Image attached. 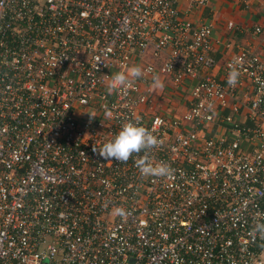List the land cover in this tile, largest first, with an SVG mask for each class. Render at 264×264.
I'll list each match as a JSON object with an SVG mask.
<instances>
[{
  "label": "built area",
  "instance_id": "obj_1",
  "mask_svg": "<svg viewBox=\"0 0 264 264\" xmlns=\"http://www.w3.org/2000/svg\"><path fill=\"white\" fill-rule=\"evenodd\" d=\"M213 33L180 0H0V264H264V54L239 46L217 78ZM126 120L173 175L93 152Z\"/></svg>",
  "mask_w": 264,
  "mask_h": 264
},
{
  "label": "crops",
  "instance_id": "obj_2",
  "mask_svg": "<svg viewBox=\"0 0 264 264\" xmlns=\"http://www.w3.org/2000/svg\"><path fill=\"white\" fill-rule=\"evenodd\" d=\"M180 12L195 22L214 24L211 54L218 62L214 70L217 78H222L223 65L238 51L239 46H247L264 54V0H207L205 5L193 8L186 0H180ZM229 22H233V26H229ZM257 27L261 30L258 31ZM227 43L231 45L227 46ZM187 82L188 88L190 83ZM168 99L171 98L160 99L158 108L177 112L186 109V99L182 96L175 95L171 103L167 102Z\"/></svg>",
  "mask_w": 264,
  "mask_h": 264
},
{
  "label": "clouds",
  "instance_id": "obj_3",
  "mask_svg": "<svg viewBox=\"0 0 264 264\" xmlns=\"http://www.w3.org/2000/svg\"><path fill=\"white\" fill-rule=\"evenodd\" d=\"M228 83L235 85L240 72L235 64L229 65ZM149 71H152L149 69ZM144 74L140 66H133L127 72L120 71L112 74L110 82L106 85L109 94L116 92L121 86H129L135 79ZM153 88L163 86L159 76L153 74ZM89 113V119H94L97 115L95 112ZM105 117L111 118L112 113L105 110ZM160 141L151 130L143 126L139 121L126 120L120 127L119 131L111 138H106L102 146L93 145V152L107 161L127 162L133 154H137L135 165L141 176L144 177H169L173 175V169L165 162H154L150 157V151L159 147ZM144 155L140 156L141 152ZM253 233L261 240H264V217L255 219L252 229Z\"/></svg>",
  "mask_w": 264,
  "mask_h": 264
},
{
  "label": "rangeland",
  "instance_id": "obj_4",
  "mask_svg": "<svg viewBox=\"0 0 264 264\" xmlns=\"http://www.w3.org/2000/svg\"><path fill=\"white\" fill-rule=\"evenodd\" d=\"M188 81H189V83H191V85H190V87H188L189 88V90H188V88H187V86L186 85H183L182 86V89L183 90H188V93L189 94H191L192 93V88H193V79H188ZM168 101V100H167Z\"/></svg>",
  "mask_w": 264,
  "mask_h": 264
}]
</instances>
